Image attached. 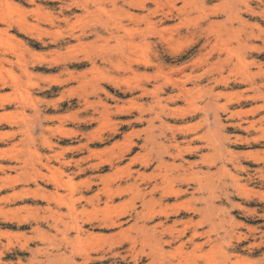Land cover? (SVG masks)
<instances>
[{"label": "rangeland", "instance_id": "obj_1", "mask_svg": "<svg viewBox=\"0 0 264 264\" xmlns=\"http://www.w3.org/2000/svg\"><path fill=\"white\" fill-rule=\"evenodd\" d=\"M259 1L0 0V264H264Z\"/></svg>", "mask_w": 264, "mask_h": 264}, {"label": "bare ground", "instance_id": "obj_2", "mask_svg": "<svg viewBox=\"0 0 264 264\" xmlns=\"http://www.w3.org/2000/svg\"><path fill=\"white\" fill-rule=\"evenodd\" d=\"M129 1V0H128ZM259 1V0H258ZM33 2V1H32ZM175 2V1H174ZM260 2V1H259ZM127 3V2H126ZM176 3V2H175ZM141 4V3H140ZM231 4V3H230ZM260 4V3H259ZM142 7V6H141ZM232 7V6H231ZM253 7V6H252ZM134 8V7H133ZM22 10V9H21ZM26 11H28L27 9H25ZM25 10H24V12H25ZM33 10V9H32ZM232 10H233V8H232ZM243 10V9H242ZM234 11V10H233ZM232 11V12H233ZM23 12V11H22ZM132 12V11H131ZM229 13V12H228ZM230 13H231V11H230ZM131 14V13H130ZM130 14H128V15H130ZM136 14V13H135ZM236 14H238L237 12H236ZM127 15V16H128ZM137 16V15H136ZM233 16H234V14H233ZM232 16V17H233ZM235 17V16H234ZM238 17V16H237ZM236 17V18H237ZM240 17V16H239ZM136 18V17H135ZM230 18V17H229ZM228 18V19H229ZM159 19V18H158ZM157 19V20H158ZM10 21V20H9ZM20 23V22H19ZM232 23V22H231ZM234 23V22H233ZM164 24H165V22H164ZM248 25V24H247ZM232 27V26H231ZM251 27V26H250ZM22 28V27H21ZM24 29H26V28H24ZM158 29H160V28H158ZM236 30V29H235ZM23 31H25V30H23ZM160 31V30H159ZM3 33V32H2ZM8 34V33H7ZM234 35H235V33H233ZM253 34V33H252ZM255 34V33H254ZM232 36V35H231ZM233 38V37H232ZM13 40V39H12ZM17 41V40H16ZM243 41V40H242ZM59 45V44H58ZM248 45V44H247ZM237 46V45H236ZM241 46V45H240ZM234 47V46H233ZM235 48V47H234ZM237 48V47H236ZM239 49H241V48H239ZM238 48H237V50H239ZM234 50H236V49H234ZM233 51V50H232ZM231 52V51H230ZM234 52V51H233ZM227 55V54H226ZM236 55V54H235ZM234 56V55H233ZM240 57V56H239ZM226 58H228V57H226ZM257 58V57H256ZM264 58V57H263ZM251 59V58H250ZM92 60V59H91ZM150 60V59H149ZM148 60V61H149ZM222 60H224V59H222ZM240 60H241V57H240ZM244 60V59H243ZM243 60H241V61H243ZM105 61H106V59H105ZM151 61V60H150ZM178 61V60H177ZM225 61V60H224ZM223 61V62H224ZM142 62V61H141ZM41 63V62H40ZM94 63V62H93ZM190 63V62H189ZM195 64H196V62H194ZM246 63V62H245ZM244 63V64H245ZM151 64H152V62H151ZM186 64V63H185ZM184 64V65H185ZM223 64V63H222ZM247 64V63H246ZM245 64V65H246ZM39 65V64H38ZM198 65V64H197ZM211 65V64H210ZM199 66V65H198ZM211 66H213V65H211ZM220 66H222L221 64H220ZM236 68V67H235ZM177 69V68H176ZM261 69V68H260ZM149 70V69H148ZM232 70V69H231ZM240 70V69H239ZM191 71H192V69H191ZM233 71V70H232ZM236 71V69L234 70V72ZM143 72V71H142ZM161 72V71H160ZM187 72H188V70H187ZM190 72V71H189ZM238 72V71H237ZM146 73H148V72H146ZM186 73V72H185ZM160 74V73H159ZM198 74H200V73H198ZM198 74H196V75H198ZM195 75V74H194ZM229 75V74H228ZM230 75H231V73H230ZM229 75V76H230ZM247 75V74H246ZM235 76V75H234ZM242 76V75H241ZM248 76V75H247ZM139 77V76H138ZM166 77V76H165ZM222 77V76H221ZM158 78V77H157ZM169 78V77H168ZM196 78V77H195ZM200 78H201V76H200ZM212 78V77H211ZM226 78V77H225ZM149 79V78H148ZM187 79H188V77H187ZM191 79H193V78H191ZM166 80V79H165ZM196 80V79H195ZM212 80V79H211ZM215 80V79H214ZM219 80V79H218ZM217 80V83L219 82ZM222 80V79H221ZM227 80H229V79H227ZM241 80V79H240ZM168 81V80H167ZM193 81V80H192ZM169 82V81H168ZM176 82H178L177 80H176ZM226 82V81H225ZM203 83V82H202ZM220 83V82H219ZM167 84V83H166ZM215 84H216V82H215ZM214 84V85H215ZM134 85V84H133ZM203 85V84H202ZM192 86V85H191ZM196 86V85H195ZM135 87V86H134ZM133 87V88H134ZM193 87V86H192ZM200 87V86H199ZM160 88V87H159ZM214 88V87H213ZM190 88H188V90H189ZM192 89V88H191ZM197 90H196V93H197V91L199 92V90H198V88H196ZM201 89V88H200ZM231 89V88H230ZM101 90H103V89H101ZM143 90H145V89H143ZM181 90V89H180ZM185 90V89H184ZM186 90H187V88H186ZM185 90V92H187L188 93V91H186ZM140 91V90H139ZM164 91V90H163ZM201 91H202V89H201ZM205 91H206V89H205ZM234 91V90H233ZM116 92V91H115ZM129 92V91H128ZM141 92V91H140ZM175 92V91H174ZM204 92V91H203ZM202 92V93H203ZM221 92V91H220ZM139 93V92H138ZM158 93V92H157ZM176 93V92H175ZM178 93H180V92H178ZM200 93V92H199ZM206 93V92H205ZM222 93V92H221ZM230 93V92H229ZM234 93V92H233ZM127 94H130V93H127ZM172 94H173V92H172ZM186 94V93H185ZM212 94V93H211ZM214 94V93H213ZM247 94V93H246ZM263 94V93H262ZM144 95V94H143ZM233 95H235V94H233ZM253 95V94H252ZM132 96V95H131ZM135 96V95H134ZM169 96V95H168ZM193 96V95H192ZM202 96V95H201ZM206 96V95H205ZM217 96V95H216ZM229 96V95H228ZM254 96V95H253ZM165 97V96H164ZM182 97V96H181ZM194 97V96H193ZM192 97V98H193ZM203 97V96H202ZM201 97V98H202ZM235 97V96H234ZM249 97V96H248ZM264 97V96H263ZM176 98H177V95H176ZM244 98V97H243ZM165 99V98H164ZM174 99V98H173ZM231 99V98H230ZM238 99V98H237ZM236 99V100H237ZM240 99V98H239ZM238 99V100H239ZM166 100V99H165ZM195 100V99H194ZM210 100V99H209ZM234 100V99H233ZM232 100V101H233ZM141 102V101H140ZM194 102V101H193ZM211 102V101H210ZM150 103V102H149ZM148 103V104H149ZM216 103H218V102H216ZM62 104V103H61ZM136 104H137V106H138V103L136 102ZM163 104V103H162ZM161 104V105H162ZM210 104V103H209ZM211 104H213L212 102H211ZM241 104V103H240ZM197 105V104H196ZM216 105V104H215ZM260 105V104H259ZM134 106V105H133ZM200 106V105H199ZM205 106V105H204ZM47 107V106H46ZM150 107V106H149ZM148 107V108H149ZM152 107V106H151ZM180 107H182V106H180ZM201 107V106H200ZM208 107V106H207ZM175 108V107H174ZM177 108H179V107H177ZM183 108H185V107H183ZM182 108V109H183ZM210 108V107H209ZM150 109V108H149ZM167 109V108H166ZM180 109V108H179ZM163 110H164V106H163ZM170 110V109H169ZM184 110V109H183ZM185 110H186V108H185ZM199 110V109H198ZM204 110V109H203ZM202 110V111H203ZM207 110V109H206ZM229 110V109H228ZM36 111V110H35ZM200 111V110H199ZM253 111V110H252ZM175 112H176V110H175ZM206 112V111H205ZM171 113H174V112H172V108H171ZM177 113H179V112H177ZM261 113V112H260ZM262 113H264L263 111H262ZM156 114V113H155ZM187 114H188V112H187ZM172 115V114H171ZM176 115V114H175ZM201 115H202V112H201ZM211 115V114H210ZM216 115V114H215ZM228 115V114H227ZM241 115V114H240ZM261 115V114H260ZM138 116V115H137ZM174 116V115H173ZM180 116V115H179ZM258 116V115H257ZM262 116V115H261ZM44 117V116H43ZM160 117H161V115H160ZM214 117V116H213ZM218 117V116H217ZM46 118V117H45ZM136 118V117H135ZM134 118V119H135ZM197 118V117H196ZM203 118V117H202ZM139 119V118H138ZM147 119V118H146ZM155 119V117L153 118V120ZM159 119V118H158ZM215 119V118H214ZM217 119H219V118H217ZM258 119V118H257ZM264 119V118H263ZM152 120V121H153ZM210 120V119H209ZM246 120V119H245ZM132 121V120H131ZM178 121V120H177ZM190 121V120H189ZM222 121V120H221ZM247 121V120H246ZM126 122H127V120H126ZM125 122V123H126ZM172 123H173V121H172ZM177 123V122H176ZM236 123V122H235ZM133 124V123H132ZM144 124V123H143ZM168 124V123H167ZM178 124V123H177ZM181 124V123H180ZM196 124V123H195ZM218 124V123H217ZM221 124V123H220ZM238 124V123H237ZM148 125V124H147ZM150 125V124H149ZM154 126V125H153ZM189 126V125H188ZM192 126H193V124H192ZM220 126V125H219ZM239 126V125H238ZM165 128V127H167V126H162V128ZM190 127V126H189ZM188 127V128H189ZM264 127V126H263ZM148 128V127H147ZM155 128V127H154ZM172 128V127H171ZM175 128V127H174ZM185 128V127H184ZM194 128V127H193ZM242 128V127H241ZM257 128V127H256ZM151 129H152V127H151ZM181 129V128H180ZM191 129V128H190ZM204 129V128H203ZM223 129V128H222ZM231 129H233V128H231ZM260 129V128H259ZM215 130V129H214ZM229 130V129H228ZM114 131H115V129H114ZM177 131V130H176ZM211 131V130H210ZM220 131V130H219ZM184 132V131H183ZM214 132V131H213ZM216 133V132H215ZM143 134V133H142ZM209 134V133H208ZM225 134H227V133H225ZM204 135H206V134H204ZM210 135V134H209ZM209 135H207L208 137H209ZM220 136H221V133L219 134ZM230 135H231V133H230ZM235 135V134H234ZM143 136H145V135H143ZM157 136V135H156ZM163 136V135H162ZM174 136V135H173ZM201 136V135H200ZM199 136V137H200ZM213 136V135H212ZM214 136H215V134H214ZM239 136V135H238ZM159 137V136H158ZM172 137V136H171ZM197 137V136H196ZM206 137V136H205ZM211 137V136H210ZM210 137L208 138V139H210ZM146 138V137H145ZM144 138V139H145ZM151 138V137H150ZM198 138V137H197ZM204 138V137H203ZM207 138V137H206ZM255 138V137H254ZM155 139V138H154ZM166 139V138H165ZM170 139V138H169ZM188 139V138H187ZM199 139V138H198ZM207 139V140H208ZM248 139V138H247ZM177 140V139H176ZM199 140H201V139H199ZM205 140V139H204ZM222 140V139H221ZM146 141V140H145ZM159 140L157 139V142H158ZM181 141H183V140H181ZM196 141V140H195ZM211 141H212V139H211ZM224 141H225V139H224ZM177 142V141H176ZM220 142V141H219ZM263 142V141H262ZM211 143V142H210ZM164 144V143H163ZM175 144V143H174ZM132 145V144H131ZM165 145V144H164ZM163 145V146H164ZM167 145V144H166ZM212 145H214V144H212ZM171 146H173V145H171ZM180 146V145H179ZM228 146V145H227ZM198 147V146H197ZM169 148V147H168ZM218 148V147H217ZM216 148V149H217ZM220 148V147H219ZM139 149V148H138ZM152 149V148H151ZM179 149V148H178ZM192 149V148H191ZM207 149V148H206ZM157 150V149H156ZM194 150V149H193ZM222 150V149H221ZM236 150V149H235ZM142 151V150H141ZM190 151V150H189ZM219 151V150H218ZM230 151V150H229ZM162 152H165V151H162ZM167 152V151H166ZM165 152V153H166ZM185 152V151H184ZM183 152V153H184ZM215 152V151H214ZM217 152V151H216ZM247 152V151H246ZM147 153V152H146ZM150 153V152H149ZM174 153V152H173ZM229 153V152H228ZM232 153V152H231ZM142 154H145V153H142ZM141 154V155H142ZM223 154V153H222ZM221 154V155H222ZM242 154H244V153H242ZM250 154V153H249ZM159 155V154H158ZM173 155V154H172ZM200 155V154H199ZM213 155V154H212ZM226 155V154H225ZM133 156H135V155H133ZM218 156V155H217ZM244 156H246V155H244ZM251 156V155H250ZM136 157V156H135ZM138 157H139V155H138ZM143 157V156H142ZM211 157V156H210ZM225 157V156H224ZM228 157V156H227ZM239 157V156H238ZM124 158V157H123ZM127 158H129V157H127ZM131 158V157H130ZM139 158H141V156L139 157ZM144 158V157H143ZM148 158V157H147ZM251 158V157H250ZM264 158V157H263ZM121 159V158H120ZM135 159V158H134ZM202 159H204L205 160V158H202ZM142 160V159H141ZM143 160H145V159H143ZM200 160V159H199ZM216 160V159H215ZM47 161H49V160H47ZM118 161V160H117ZM133 161V160H132ZM136 161V160H135ZM138 161H140V159H138ZM212 161V160H211ZM223 161V160H222ZM254 161V160H253ZM159 162V161H158ZM161 162V161H160ZM173 162V161H172ZM178 162V161H177ZM188 162V161H187ZM46 163V162H45ZM77 163V162H76ZM202 163H204V162H202ZM42 164H44V163H42ZM132 164V163H131ZM169 164V163H168ZM171 164V163H170ZM191 164V163H190ZM205 164V163H204ZM149 165V164H148ZM173 165H174V163H173ZM179 165V164H178ZM188 165V164H187ZM193 165V164H192ZM191 165V166H192ZM200 165V164H199ZM1 166V165H0ZM44 166H45V164H44ZM114 166V165H113ZM138 166V165H137ZM156 166V165H155ZM182 166H184V165H182ZM190 166V165H189ZM206 166V165H205ZM226 166V165H225ZM46 167V166H45ZM135 167V166H134ZM167 167V166H166ZM198 167V166H197ZM220 167V166H219ZM153 168V167H152ZM225 168V167H224ZM161 169V168H160ZM162 169H163V167H162ZM193 169V168H192ZM222 169V168H221ZM64 170V169H63ZM130 170V169H129ZM203 171H204V169H202ZM208 170V169H207ZM211 170V169H210ZM62 171V170H61ZM191 171V170H190ZM198 171V170H197ZM219 171V170H218ZM221 171V170H220ZM227 171H228V169H227ZM59 172H60V170H59ZM134 172V171H133ZM207 172V171H206ZM210 172V171H209ZM208 172V173H209ZM263 172V171H262ZM56 173V172H55ZM146 173V172H145ZM162 173V172H161ZM168 172H166V174H167ZM211 173V172H210ZM214 173V172H213ZM37 174V173H36ZM60 174V173H59ZM77 174V173H76ZM140 174V173H139ZM138 174V175H139ZM152 174H154L155 175V172L154 173H152ZM157 174V173H156ZM159 174V173H158ZM58 175V174H57ZM137 175V176H138ZM209 175V174H208ZM212 175V174H211ZM232 175V174H231ZM264 175V174H263ZM42 176V175H41ZM49 176V175H48ZM164 176H165V173H164ZM163 176V177H164ZM195 176V175H194ZM222 176V175H221ZM136 177V176H135ZM170 177V176H169ZM183 177V176H182ZM208 177V176H207ZM204 178V180L203 181H205L206 179L208 180V178ZM211 177V176H210ZM217 177H218V175H217ZM62 178V177H61ZM154 178H156V177H154ZM104 179V178H103ZM145 179V178H144ZM162 179V178H161ZM164 179H166V180H164V183L165 184H167L166 185V187H164L163 188V191L165 192V194L166 195H174V196H179V194H180V192H178V191H176L175 190V188L173 187V186H171L172 184H171V180L170 179H168L167 178V176H165L164 177ZM61 180V179H60ZM175 180H176V178H175ZM218 180V179H217ZM232 180V179H231ZM236 180V179H235ZM103 181V180H102ZM105 181V180H104ZM139 182V181H138ZM224 182V181H223ZM58 183V182H57ZM147 184V183H146ZM191 184V183H190ZM207 184V183H206ZM232 184V183H231ZM253 184V183H252ZM103 185V184H102ZM134 184H132V186H133ZM235 185V184H234ZM259 185V184H258ZM57 186H59V185H57ZM130 186H131V184H130ZM163 186H165V185H163ZM195 186V185H194ZM207 186H208V184H207ZM237 186V185H236ZM263 186V185H262ZM150 187V186H149ZM148 187V188H149ZM181 187V186H180ZM185 187V186H184ZM48 188V187H47ZM61 188V187H60ZM139 188V187H138ZM153 188H154V186H153ZM38 189V188H37ZM92 189V188H91ZM131 189V188H130ZM136 189V188H135ZM238 189V188H237ZM139 190V189H138ZM185 190V189H184ZM202 190V189H201ZM209 190V189H208ZM232 190V189H231ZM36 191V190H35ZM38 191V190H37ZM111 192V191H110ZM142 192V191H141ZM146 192H147V190H146ZM160 192V191H159ZM188 192H190V191H188ZM193 192V191H192ZM241 192V191H240ZM26 193V192H25ZM28 193V192H27ZM109 193V192H108ZM140 193V192H139ZM157 193V192H156ZM230 193V192H229ZM23 194V193H22ZM22 194H20V195H22ZM29 194V193H28ZM191 194V193H190ZM200 194V193H199ZM35 195V194H34ZM86 195V194H85ZM116 195V194H115ZM183 195V194H182ZM212 195V194H211ZM24 196V195H23ZM33 196V195H32ZM36 196H39V195H36ZM44 196V195H43ZM186 196V195H185ZM21 197V196H20ZM147 197V196H146ZM155 197V196H154ZM170 197V196H169ZM168 197V198H169ZM180 197V196H179ZM201 197V196H200ZM88 198V197H87ZM91 198V197H90ZM137 198V197H136ZM143 198V197H142ZM201 198H203V197H201ZM209 198V197H208ZM262 198V197H261ZM148 199H149V197H148ZM147 199V200H148ZM189 199V198H188ZM53 200V199H52ZM79 200V199H78ZM81 200V199H80ZM110 200V199H109ZM158 200V199H157ZM41 201V200H40ZM141 201V200H140ZM152 201V200H151ZM176 201V200H175ZM202 201V200H201ZM209 201V200H208ZM25 202V201H24ZM30 202V201H29ZM82 202V201H81ZM183 202V201H182ZM207 202V201H206ZM214 202V201H213ZM40 203V202H39ZM61 203V202H60ZM91 203H92V201H91ZM145 203V202H144ZM150 203V202H149ZM149 203H148V205H149ZM155 203V202H154ZM153 203V204H154ZM158 203V202H157ZM176 203V202H175ZM210 203V202H209ZM143 204V203H142ZM151 204V203H150ZM202 204V203H201ZM206 204V203H205ZM210 204H212V203H210ZM242 204V203H241ZM244 204V203H243ZM78 205V204H77ZM76 205V206H77ZM168 205V204H167ZM184 205V204H183ZM187 205V204H186ZM196 205V204H195ZM220 205H222V204H220ZM245 205V204H244ZM259 205V204H258ZM71 206V205H70ZM185 206V205H184ZM188 206V205H187ZM215 206V205H214ZM228 206V205H227ZM231 206V205H230ZM75 207V206H74ZM171 207V206H170ZM172 207H173V205H172ZM202 207V206H201ZM201 207H199V208H201ZM213 207V206H212ZM217 207H219V206H217ZM38 208V207H37ZM154 208V207H153ZM162 208H163V206H162ZM178 208H180V207H178ZM198 208V207H197ZM20 209V208H19ZM149 209V208H148ZM156 209V208H155ZM165 209V208H164ZM252 209V208H251ZM1 210V209H0ZM16 210V209H15ZM42 210V209H41ZM52 210V209H51ZM166 210V209H165ZM211 210V209H210ZM214 210V209H213ZM5 211V210H4ZM7 211H8V209H7ZM54 211V210H53ZM153 211V210H152ZM170 211V210H169ZM178 211V210H177ZM234 211V210H233ZM6 212V211H5ZM4 212V213H5ZM9 212V211H8ZM167 212V211H166ZM173 212V211H172ZM191 212V211H190ZM195 212V211H194ZM215 212V211H214ZM10 213V212H9ZM164 213V212H163ZM177 213V212H176ZM154 214H155V212H154ZM162 214V213H161ZM188 214V213H187ZM205 214V213H204ZM263 214V213H262ZM64 215V214H63ZM160 215V214H159ZM198 215V214H197ZM207 215V214H206ZM11 216V215H10ZM19 216H21V215H19ZM205 216V215H204ZM18 217V216H17ZM54 217V216H53ZM9 218V217H8ZM232 218H234V217H232ZM245 218V217H244ZM145 219V218H144ZM155 219V218H154ZM190 219V218H189ZM188 219V220H189ZM248 219V218H247ZM246 219V220H247ZM22 220V219H21ZM43 220V219H42ZM116 220V219H115ZM163 220V219H162ZM168 220V219H167ZM232 220V219H231ZM25 221V220H24ZM53 221V220H52ZM63 221V220H62ZM114 221V220H113ZM166 221V220H165ZM182 221V220H181ZM7 222V221H6ZM54 222H56V221H54ZM84 222V221H83ZM111 222V221H110ZM173 222V221H172ZM177 222V221H176ZM233 222V221H232ZM239 222V221H238ZM49 223V222H48ZM72 223V222H71ZM149 223V222H148ZM165 223V222H164ZM240 223H242V222H240ZM114 224V223H113ZM166 224V223H165ZM247 224V223H246ZM12 225V224H11ZM58 225V224H57ZM80 225V224H79ZM78 225V226H79ZM137 225V224H136ZM27 226V225H26ZM41 226V225H40ZM146 226V225H145ZM183 226V225H182ZM231 226H233L232 224H231ZM20 227V226H19ZM52 227H53V225H52ZM111 227H112V225H111ZM188 227V226H187ZM258 227V226H257ZM261 227H263V226H261ZM80 228V227H79ZM84 228V227H83ZM96 228V227H95ZM114 228V227H113ZM164 228V227H163ZM232 228V227H231ZM235 228V227H234ZM244 228V227H243ZM260 228V227H259ZM94 229V228H93ZM112 229V228H111ZM153 229V228H152ZM155 229V228H154ZM153 229V230H154ZM159 230V229H158ZM161 230V229H160ZM168 230V229H167ZM170 230V229H169ZM38 231H40V230H38ZM74 231H75V229H74ZM92 231V230H91ZM94 231V230H93ZM156 231V230H155ZM171 231V230H170ZM263 231V230H262ZM77 232V231H76ZM191 232V231H190ZM194 232V231H193ZM232 232H233V230H232ZM164 233V232H163ZM252 233V232H251ZM76 234V233H75ZM100 234V233H99ZM194 234V233H193ZM198 234V233H197ZM90 235V234H89ZM257 235V234H256ZM61 236V235H60ZM85 236V235H84ZM156 236V235H155ZM171 236V235H170ZM191 236V235H190ZM207 236V235H206ZM247 236V235H246ZM41 237V236H40ZM81 237V236H80ZM160 237V236H159ZM172 237V236H171ZM171 237H169V238H171ZM181 237V236H180ZM197 237V236H196ZM187 238V237H186ZM202 238V237H201ZM208 238V237H207ZM210 238V237H209ZM250 238V237H249ZM72 239V238H71ZM160 239V238H159ZM183 239V238H182ZM251 239V238H250ZM59 240H60V238H59ZM81 240V239H80ZM89 240V239H88ZM91 240V239H90ZM155 240V239H154ZM162 240V239H161ZM174 240H176V239H174ZM206 240V239H205ZM159 241V240H158ZM166 241V240H165ZM247 241H248V239H247ZM75 242V241H74ZM73 242V243H74ZM84 242V241H83ZM161 242V241H160ZM164 242V241H163ZM168 242V241H167ZM241 242V241H240ZM68 243V242H67ZM76 243V242H75ZM154 243V242H153ZM175 243V242H174ZM181 243V242H180ZM192 243V242H191ZM195 243V242H194ZM196 243H198V242H196ZM243 243V242H242ZM69 244V243H68ZM93 244V243H92ZM158 244V246H159V243H157ZM165 244V243H164ZM200 244V243H199ZM97 245V244H96ZM99 245V244H98ZM182 245V244H181ZM203 245V244H202ZM85 246V245H84ZM94 246V245H93ZM114 246V245H113ZM113 246H111V248L113 247ZM170 246V245H169ZM173 246V245H172ZM191 246V245H190ZM194 246V245H193ZM20 247V246H19ZM54 247V246H53ZM154 247H155V244H154ZM192 247V246H191ZM74 248V247H73ZM158 248V247H157ZM164 248V247H163ZM181 248V247H180ZM194 248H197V247H195L194 246ZM203 248V247H202ZM260 248V247H259ZM120 249V248H119ZM160 249V248H159ZM76 250V249H75ZM118 250V249H117ZM19 251V250H18ZM24 251V250H23ZM78 250H76V252H77ZM119 251V250H118ZM155 251V250H154ZM68 252V251H67ZM94 252H95V250H94ZM120 252V251H119ZM163 252H164V250H163ZM11 253V252H10ZM39 253V252H38ZM117 253V252H116ZM7 254V253H6ZM78 254V253H77ZM83 254V253H82ZM108 254V253H107ZM152 254V253H151ZM53 255V254H52ZM58 255H60V254H58ZM62 255V254H61ZM79 255V254H78ZM77 255V256H78ZM91 255V254H90ZM100 255V254H99ZM153 255V254H152ZM80 256H81V254H80ZM79 256V257H80ZM95 256V255H94ZM103 256H104V253H103ZM103 256H101V257H103ZM46 257V256H45ZM106 257V256H105ZM58 258V257H57ZM94 258V257H93ZM96 258V257H95ZM62 259V258H61ZM69 259V258H68ZM102 259V258H101ZM25 260V259H24ZM50 260H52V258L50 259ZM60 260V259H59ZM63 260V259H62ZM76 260V259H75ZM106 260V259H105ZM115 260V259H114ZM44 261V260H43ZM104 261V260H103ZM24 262V261H23ZM50 262H52V261H50ZM60 262V261H59ZM65 262V261H64ZM90 262V261H89ZM211 262V261H210ZM18 263V262H17ZM45 263V262H44ZM48 264H50L49 262H47ZM53 263H54V261H53ZM96 263V262H95ZM94 263V264H95ZM213 263V262H212ZM56 264H58V263H56ZM73 264V263H72ZM90 264V263H89Z\"/></svg>", "mask_w": 264, "mask_h": 264}]
</instances>
